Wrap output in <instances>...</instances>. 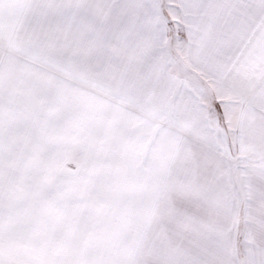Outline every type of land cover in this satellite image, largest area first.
I'll use <instances>...</instances> for the list:
<instances>
[{"label":"snow or ice","instance_id":"1","mask_svg":"<svg viewBox=\"0 0 264 264\" xmlns=\"http://www.w3.org/2000/svg\"><path fill=\"white\" fill-rule=\"evenodd\" d=\"M0 264H264V0H0Z\"/></svg>","mask_w":264,"mask_h":264}]
</instances>
